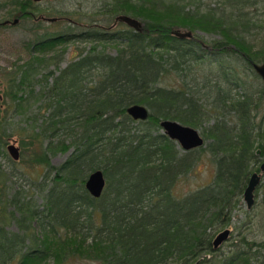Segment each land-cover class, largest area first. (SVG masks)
I'll list each match as a JSON object with an SVG mask.
<instances>
[{
    "label": "trees",
    "instance_id": "16d2710c",
    "mask_svg": "<svg viewBox=\"0 0 264 264\" xmlns=\"http://www.w3.org/2000/svg\"><path fill=\"white\" fill-rule=\"evenodd\" d=\"M33 1H0V10L10 5L3 20L32 18L39 10ZM208 1L102 0L108 19L130 15L143 23L141 31L69 22L49 31L41 21L30 28L29 52L75 39L93 44L78 48L77 58L57 74L43 65L47 58L31 53L5 85L15 112L23 99L40 102L38 109L46 112L40 123L20 128L25 161L42 167L27 184L30 192L12 190L14 171L0 170V264H63L72 258L98 264H264V198L246 212L236 241L212 247L216 232L241 208L248 179L264 157V94L252 67L264 62L257 13L264 0ZM51 12L71 21L67 10L49 9L47 16ZM177 29L192 37L175 36ZM202 34L216 37L207 41ZM117 43L123 45L107 51ZM173 77L176 85L170 84ZM132 104L146 106L147 119L130 117L126 108ZM162 119L198 129L205 146L183 151L162 133ZM6 131L1 122L0 154L10 137ZM69 150L61 164L51 163V156ZM204 151L215 163L212 181L176 196L174 185ZM95 170L106 184L94 198L85 180Z\"/></svg>",
    "mask_w": 264,
    "mask_h": 264
},
{
    "label": "rangeland",
    "instance_id": "374dc122",
    "mask_svg": "<svg viewBox=\"0 0 264 264\" xmlns=\"http://www.w3.org/2000/svg\"><path fill=\"white\" fill-rule=\"evenodd\" d=\"M1 2H6L8 0H0ZM38 5V9L35 11V16L38 14L47 15V10L52 9H63L67 10L71 14V21L66 19H58L54 22L41 21L42 29H47L49 31L61 30L66 23H75L74 27L80 26L81 28H86L89 25H101L102 27L108 28L113 22V16L108 19V16L104 11H102V0H41L33 1ZM39 2V3H38ZM215 0H209L208 3L213 4ZM10 8V5L7 4L3 9L0 10V21L5 18L6 9ZM258 16L260 22L263 24L261 29L260 37L264 38V9L259 8ZM51 16H58L56 13L51 12ZM34 18H26L21 20L17 25H5L0 26V123L3 122V128L7 129L6 134H8V139L4 147L5 154H0V170L4 171H14L15 176L9 177L8 183L11 185V189L22 188L28 190V183L31 180L36 179L42 172V167L38 165L32 166L29 162L25 161L27 158V152L21 146V135L24 133L21 127L29 129L32 120H35L36 123L41 122V118L38 117L42 114L45 115V110L43 108L38 109L40 102H35L30 99H23L20 103L17 112L13 110L14 102H10L9 98L5 96V85L13 77L14 71L21 65L23 62L28 61L32 55H37L40 58L48 59L47 62L43 64L48 66V69L54 71V74H57L60 68L65 67L70 61H73L77 58L78 53L77 49L79 48H89L93 42L89 40H70L66 43L56 44L52 49L47 50L44 53L29 52L26 49V43L32 41L34 37L33 31L30 29L35 25ZM1 23V22H0ZM93 23V24H92ZM62 26V27H61ZM128 27L124 22H117L113 28H125ZM80 30V29H79ZM78 31V30H77ZM202 36L207 40L211 41L216 36L204 35ZM123 43H117L116 45H108L107 51L114 53V51L121 47ZM62 53V54H61ZM59 54H61V59L58 61ZM58 61V62H57ZM48 64V65H47ZM43 66V67H44ZM204 68H207L206 62L204 63ZM207 70V69H205ZM37 79H40V75H37ZM171 81V79L169 80ZM256 82L262 86L261 78L258 76ZM178 82L176 78L173 77L170 84L176 85ZM40 82L35 86V92L40 88ZM27 92L23 94L25 98ZM27 98V97H26ZM11 143H14L20 151V155L24 158H19L14 160L7 151V146ZM206 143V141H205ZM205 144L203 145V147ZM24 153V154H22ZM70 150L65 153H57L51 156V163L53 165L61 164L66 157L69 155ZM260 159L255 164L253 172H260V165L264 162V157L260 156ZM215 174V163L212 156L204 151L201 153L199 160L195 163L192 170L185 176L181 177L176 184L174 185L173 192L176 196L181 197L197 188H200L204 185L210 183ZM257 191V192H256ZM255 191V203L253 207L248 210L246 204L241 199V208L235 210L232 215V220L229 224L225 225L219 229L217 233L222 231L225 228L230 230L229 237L224 241L221 246L224 248L227 244L238 239V233L242 230V223L246 222V212L254 211V207L257 201H260L264 198V172L262 173L261 181ZM28 192H30L28 190ZM33 200L38 205L42 203L41 197L37 196L35 192L33 193ZM263 209L262 206L255 209L257 212ZM257 221V217H255ZM13 230H16V227L11 226ZM215 234V236H216ZM214 236V237H215ZM210 258V255H207ZM42 264H53L51 260L43 262ZM63 264H98L94 260L86 258H72L66 261ZM203 264H218L217 262H209Z\"/></svg>",
    "mask_w": 264,
    "mask_h": 264
},
{
    "label": "water",
    "instance_id": "95a60500",
    "mask_svg": "<svg viewBox=\"0 0 264 264\" xmlns=\"http://www.w3.org/2000/svg\"><path fill=\"white\" fill-rule=\"evenodd\" d=\"M40 1V0H34ZM41 19L47 22H54L58 20L57 17H44L40 16ZM19 18L16 17L12 21L5 20L1 22V25L7 24H17ZM124 22L128 27L134 29L135 31L142 30V22L134 18L130 15L126 14H118L115 16L114 22L109 26V28L113 27L117 22ZM173 34L179 38H191V31H182V30H174ZM252 67L255 73L261 78L263 94H264V62L262 63H252ZM126 113L132 117L134 120H145L148 117V109L146 106L142 104H132L126 108ZM159 126L161 127V131L165 134L169 139L175 141L177 145L183 150L188 151L192 149H196L202 147L204 145V138L201 135L200 131L190 125H186L180 123L173 119H162L159 122ZM7 151L9 155L14 159L18 160L19 158V148L11 143L7 146ZM259 150L256 151V154H259ZM260 172H252L247 185L242 194V199L246 204V208L250 210L255 203V191L261 181L262 173L264 172V162L259 167ZM106 180L101 170H95L91 172L85 180V189L89 192V194L93 197H99L105 187ZM230 230L228 228L223 229L212 240L213 249H218L221 244L226 241L229 237Z\"/></svg>",
    "mask_w": 264,
    "mask_h": 264
},
{
    "label": "flooded vegetation",
    "instance_id": "af4514ba",
    "mask_svg": "<svg viewBox=\"0 0 264 264\" xmlns=\"http://www.w3.org/2000/svg\"><path fill=\"white\" fill-rule=\"evenodd\" d=\"M40 1H41V0H40ZM35 2H36V1H35ZM30 15L32 16V18L35 19V21H45V20H43V19L40 18V16L43 15V14H38L37 16H35V14H30ZM43 16H44V17H52V16H47V15H43ZM13 19H14V18H13ZM13 19H12V20H13ZM7 20H8V21H12V20H9V19H7ZM3 21H5V20H3ZM3 21H2V22H3ZM18 23H19V21H18ZM18 23H17V24H18ZM7 25H13V24L10 23V24H7ZM15 25H16V24H15ZM98 26H99V25H98ZM101 27H102V26H101Z\"/></svg>",
    "mask_w": 264,
    "mask_h": 264
},
{
    "label": "bare ground",
    "instance_id": "6f19581e",
    "mask_svg": "<svg viewBox=\"0 0 264 264\" xmlns=\"http://www.w3.org/2000/svg\"><path fill=\"white\" fill-rule=\"evenodd\" d=\"M20 3H21V1H20ZM39 3V2H38ZM17 5V4H16ZM20 6V5H19ZM17 7V6H16ZM139 122V121H138ZM142 122V121H141ZM253 172V171H252ZM95 198V197H94Z\"/></svg>",
    "mask_w": 264,
    "mask_h": 264
}]
</instances>
